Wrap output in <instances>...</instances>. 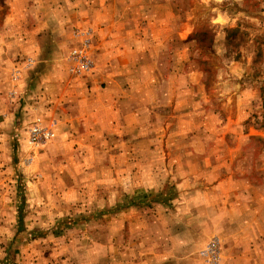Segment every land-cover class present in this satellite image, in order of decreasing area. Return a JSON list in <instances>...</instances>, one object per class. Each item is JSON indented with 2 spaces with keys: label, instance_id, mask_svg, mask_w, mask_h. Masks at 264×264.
<instances>
[{
  "label": "rangeland",
  "instance_id": "rangeland-1",
  "mask_svg": "<svg viewBox=\"0 0 264 264\" xmlns=\"http://www.w3.org/2000/svg\"><path fill=\"white\" fill-rule=\"evenodd\" d=\"M139 1L116 32L113 0H0V264H205L214 239L219 264H264V200L231 203L234 219L223 197L178 189L264 191V0ZM82 33L94 69L72 77ZM92 85L90 100L68 92ZM76 109L99 123L66 128ZM33 124L54 137L31 145ZM33 181L47 204L27 202Z\"/></svg>",
  "mask_w": 264,
  "mask_h": 264
},
{
  "label": "crops",
  "instance_id": "crops-1",
  "mask_svg": "<svg viewBox=\"0 0 264 264\" xmlns=\"http://www.w3.org/2000/svg\"><path fill=\"white\" fill-rule=\"evenodd\" d=\"M125 0L122 1L121 3H123V6H124V9L123 10H120V12L122 13L121 14V18L118 17V10L121 9L119 7V0H113V9H114V12H115V18H117V20L115 21L114 25L112 26V29L116 30L117 32V26L119 25H125L127 27V24L129 23H126V16H124V13L126 11H128L130 9L131 6H133V8L131 9H134L135 11H140V9L142 8L143 6V3H141L139 0H133V1H129L126 2L124 4ZM155 7L160 10V11H165V9H171L170 5L168 4H165L164 3V0H155ZM110 6V5H108ZM155 10V9H153ZM125 11V12H124ZM123 21V22H122ZM142 28H143V25H141ZM137 28V27H136ZM155 28L158 29L156 30L155 29V32H154V36L155 37H152L150 39V42H155L156 45H158L159 43H162L163 42V38H162V32L161 30L164 28V21L162 19V17H157L155 18ZM188 31V30H187ZM186 30H183L184 33L187 32ZM140 32V30H139ZM188 33V32H187ZM178 35H181L180 33H178ZM132 36V33L130 32H126L124 36H121L119 38H117V40H115V42H113L115 45H113V47L111 48L112 51L115 53V54H123L125 52L128 51V48L126 45H118L120 43V39L123 37H130ZM146 38H141L139 37V43L141 45L145 44L143 41L145 40ZM104 42V41H103ZM106 42V41H105ZM155 50H158V47L155 48ZM99 57H102V58H105V53L101 54V56ZM124 68H119L117 69L116 71H114V74L113 75H110L108 74L109 76H115V75H119V74H122L124 73ZM69 93L72 94V92H75V94H78V93H82L84 94L85 93V96L86 99L90 100L92 99L93 97H95V93L99 92L97 90V86L95 85H92L90 87V89L87 91L85 88H80V89H77L75 91L69 89L68 90ZM109 108H111V110L113 111L112 109V105L109 106ZM115 111H117V106L115 107ZM93 112V111H92ZM72 114V113H70ZM89 115H90V118H89ZM89 115L87 116H83L81 111L80 110H75L74 111V118H71V121H69V117H71V115L68 117L65 118V126L66 128L69 127V125H73V120H84V125L86 124H90L92 125V128L93 127H96V125L99 123V121H97V118L100 117L99 115V112H94V113H90ZM92 116V118H91ZM64 118H62L63 120ZM107 123L108 124H113L114 120H115V114L113 113L111 117H109L107 119ZM68 121V123H67ZM79 123H82V121H79ZM57 131L59 132L60 135L63 134V130L60 129L59 127L57 128ZM69 132L70 131H66V133L64 134L65 135V138H68V136H71L69 135ZM89 132V131H88ZM94 131L92 132H89V134H93ZM58 134V136H60ZM191 170H194L196 171V166H190L189 167ZM200 168L210 174V172L208 171L209 169H215V167H212V166H207V165H204L203 167L200 166ZM192 183L191 186H189L190 184ZM37 182L33 181V185H32V189H31V194H29V196L27 197L28 199V203L38 207L40 206L41 204L44 205V204H47V201L45 202V197L44 196H41L42 194H39L35 191L37 190ZM200 184V185H199ZM239 184V183H238ZM237 184V182L234 180H231V179H219V180H213L211 179V177H209V179H205V180H202V181H196V180H193V181H183L180 186H178V189L179 190H185V188H188V191L186 192V196L189 197V196H195L197 198V202H204L205 205H213V204H218V203H221L219 201V199H213V197L215 196H221L223 197L225 200V202H229L227 204V211L230 213L231 212V215H232V218L236 219V217L238 216V213L235 208H233L232 206L236 207L235 204H231V203H237L238 201L241 202L242 200V197L245 195V197L251 199V197H253L254 199V202H259V200H264V191H261L257 188H254V191L252 192V190H248V193H244V187H240L239 185ZM244 184V183H243ZM220 190V191H219ZM199 197H203L205 200L204 201H201L199 200L198 198ZM56 198V200H58L57 197H54ZM47 200V199H46ZM2 203V202H1ZM264 203V201L262 202ZM3 207H1L0 209L2 210ZM240 216V214H239ZM240 218V217H239ZM261 228L259 227L258 230H260Z\"/></svg>",
  "mask_w": 264,
  "mask_h": 264
},
{
  "label": "built area",
  "instance_id": "built-area-1",
  "mask_svg": "<svg viewBox=\"0 0 264 264\" xmlns=\"http://www.w3.org/2000/svg\"><path fill=\"white\" fill-rule=\"evenodd\" d=\"M81 35L84 37L82 44L74 47L67 59V72L72 77H81L94 69V62L88 52L91 44L90 33H82ZM28 137V142L31 145H36L37 143L51 140L54 137V133L39 124H33L29 130ZM218 246L219 241L214 239L202 251L201 255L205 264H219Z\"/></svg>",
  "mask_w": 264,
  "mask_h": 264
}]
</instances>
